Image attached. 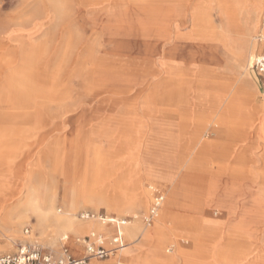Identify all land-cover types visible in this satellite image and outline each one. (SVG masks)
<instances>
[{"label": "rangeland", "instance_id": "1", "mask_svg": "<svg viewBox=\"0 0 264 264\" xmlns=\"http://www.w3.org/2000/svg\"><path fill=\"white\" fill-rule=\"evenodd\" d=\"M225 1L238 15L244 9L245 0ZM171 2L0 0V257L22 243L54 256L62 247L78 254L76 240L95 234L109 247L115 227L102 216L138 231L130 244L123 235L120 259L92 264H141L147 251L159 264H259L264 95L251 72L256 90L244 96L236 89L229 54L242 20L231 14L225 39L210 42L208 28L199 38L191 37L190 24L168 28L189 10ZM208 2L204 8H214ZM255 26L248 62L264 52L258 41L263 23ZM160 27L168 41L159 40ZM19 93L25 99L18 100ZM219 117L224 125L200 151L199 127ZM139 188L146 205L116 207L136 200ZM157 194L162 203L146 223ZM33 199L50 208L48 223L39 224L32 213L16 226L4 223L18 200ZM166 200L172 207L161 208ZM84 213L95 217L82 219ZM56 217L80 231L63 236L48 226ZM158 228L159 238L142 243V235L151 238ZM242 245L245 255L238 253Z\"/></svg>", "mask_w": 264, "mask_h": 264}, {"label": "bare ground", "instance_id": "2", "mask_svg": "<svg viewBox=\"0 0 264 264\" xmlns=\"http://www.w3.org/2000/svg\"><path fill=\"white\" fill-rule=\"evenodd\" d=\"M208 1L209 0H172V2H171L172 4L175 2V3H177L176 5H186L187 8L189 6V8H188L189 10H188V15L181 17L178 20L179 21L178 23L175 22L174 24H171L170 27H168V28L175 31V29H177L181 26H184L185 24H188V25L190 24V27H191L190 29H192L190 32L191 37H195V38H199L202 35L204 36V34H203L204 28L205 29L208 28L210 31V33H209L210 35L207 36V37H210V38H208L209 41L210 42L211 41L222 42L225 39L224 34H223L224 33L223 32V26L226 25L227 18L231 14H233L235 16L234 18H237L238 21H239V19H240V21L242 20L241 26L243 29L239 33L240 36L236 39L235 52H234V54L230 53L229 58L232 59V65L231 66L234 69V73H235L234 75H236V78H235V81L237 82V83H235L236 87H237L236 89L239 93H242V95L248 96L249 92H251L252 90H254V91L256 90V86L254 84V81H252V76L250 74L252 63L250 60L248 62V59H250V53H252V51L255 49V45H252V43L249 41L248 38H249V35L251 34L252 31L257 30L256 29L257 25L255 26V23L260 21L261 23H263V28H264V17H263V21H261L262 16L264 14V12H263L264 9H262L263 5H264V0H245L243 2L244 9L241 12L242 15H241V13H239V15H238L237 10H235V7L233 6V8H232L231 5L228 6L229 3L226 2L225 0H210L209 2ZM163 2L164 1L161 2L162 5H163ZM207 2H208V4H210L211 2L215 3L214 8L208 7V9H205L204 6ZM237 3H238V1L236 2V4ZM227 7H228V10H227ZM212 10L218 12L217 14H219V16H220V19L222 21L221 22L222 25L220 24L218 26L217 24L214 23L213 16H212ZM229 12H231V13H229ZM159 30H160V35L158 37L159 40L160 41H166V40L168 41V38H167L168 34H169L168 30L167 29L165 30V28H161V27ZM262 34L264 37V29H263ZM164 45H166V43ZM1 48H2L1 50H3L5 53H8L9 46L7 47L4 45V47L2 46ZM245 60H246V70H243L245 68H244L242 62ZM8 61H11V60H8ZM165 70H166V67H165ZM257 81L260 84L261 93H262V95H264V90L262 88V85H261L259 80H257ZM216 84H218V82H216ZM226 87L227 88H225V87H223V88L227 92L229 89V86H226ZM81 91H82V89H81ZM80 95H81V93H80ZM22 99H25V97L22 93H19L18 94V100H22ZM249 113H252V112H249ZM231 114L233 115V117H236L238 119H245L246 118V117L241 116L240 114L235 115V113H233V112H231ZM222 118H224V117H222ZM222 118L219 117V118H216L214 120V122L211 121L213 123L205 129H202L201 127H199L197 134H196V136H198V138H196L197 142L195 143V147H196V145H198V147L200 148L199 149L200 151H205L207 149V147L211 146V143L206 142L207 141L206 137L209 138L208 135L214 136L217 134V132L220 130V126L224 125V123H225V122H222L223 121ZM238 119H236V120H238ZM248 119H250V118L248 117ZM197 120L202 122L200 124H203L205 122V121H203L204 119L201 117L200 118L198 117ZM245 120H244V122H245ZM209 121H210V119L206 120V122L211 123ZM231 123H234L233 120ZM54 160H55V157H54ZM53 165H55V163H53ZM167 183H168V181H167ZM141 188H139L137 190L138 192H137L136 200L130 201L129 203L128 202L127 203H123V202L118 203L116 205V207L118 209H126L127 207H131L134 205H138L140 207L146 205V199H147L146 192H143ZM163 204H162L161 208L162 207L165 208L167 206L166 209H168V205H170V207H172L170 200L164 201ZM231 206H233V205L231 204ZM13 207H14L13 211L16 212L14 214V216L11 215L12 217H9V218L7 217L8 219H6V218H5V220L2 219L4 221V223H9L11 227L15 225L14 224L15 221L17 223H20V221L30 213H32L36 216L37 220L39 221V224H41V225H43V224L45 225V223H48L49 220L51 219L50 208L49 207L46 208L43 206L41 207L40 205H37L35 199L28 200L25 203H22L21 200H18L14 204ZM161 213H162V217L165 214L168 215L165 210H162ZM160 215L161 214H159L158 219H159ZM109 221L115 222L114 219H109ZM116 222H118V221H116ZM129 223H127L125 228L119 229V232H120V234L125 236L126 241H129V244H130L131 241H135V239H133V238L136 235L138 229L134 224H129ZM48 226L49 227L53 226L52 229H54V230L58 229L62 233V235L66 236V237H67L66 234H74L78 230L80 231V229H78L75 225H73V223L71 221H69L66 218L63 219L60 217H56V219H54L53 223L49 224ZM160 232H161V229L158 228V231L155 234H153L151 236V238H150V235H147V234L145 236L142 235L141 236L142 237V243H145V241H149L150 239H153L154 237L159 238L161 236ZM157 234H160V235H157ZM238 235L239 234H237V235L235 234L236 237H238ZM240 236L242 237V235H240ZM239 248H240V250L238 253H240L242 255L247 254V252H248L247 246L242 245V247H239ZM238 249H237V251H238ZM260 253L261 254L259 255V258H258L259 262L258 263L264 264V253H262V252H260ZM244 261H247V259L243 260V262ZM138 262L141 264H147V263L159 264V262H157L156 256L151 251H147L145 254L143 253L142 256H140V259ZM160 264H166V260L163 263L160 262Z\"/></svg>", "mask_w": 264, "mask_h": 264}, {"label": "built area", "instance_id": "3", "mask_svg": "<svg viewBox=\"0 0 264 264\" xmlns=\"http://www.w3.org/2000/svg\"><path fill=\"white\" fill-rule=\"evenodd\" d=\"M258 41L264 42L261 38H259ZM251 63V69L254 70L264 90V54L257 56ZM162 199L163 196L156 195L150 213L144 220L146 223H149L157 215ZM91 217L88 214H83L81 216L82 219H89ZM123 223L124 222H120V224ZM118 224L119 222L116 223V225ZM28 232L29 230H25V234H28ZM83 243L85 245L86 255L81 259H73L67 247H62L60 254L54 256L45 252L40 247L29 243H22L17 247L16 252L1 256L0 264H88L89 261L93 259H104L108 257L109 252L102 249V241L99 239H96L95 243L92 244L87 243L86 240ZM113 243L117 245L118 249L123 248L120 235L113 239Z\"/></svg>", "mask_w": 264, "mask_h": 264}, {"label": "crops", "instance_id": "4", "mask_svg": "<svg viewBox=\"0 0 264 264\" xmlns=\"http://www.w3.org/2000/svg\"><path fill=\"white\" fill-rule=\"evenodd\" d=\"M262 39H263V37H262ZM260 44H263L264 45V42H260ZM264 52H262L260 55H262ZM259 55V56H260ZM160 195V194H159ZM84 214H88V215H90V216H93V217H91V218H94L95 216L93 215V214H90V213H84ZM91 218H89V219H87V220H91ZM109 219H114V218H109ZM109 219H106V217H102V216H99V220H101V222L104 224L105 222L106 223H110V224H113V226L115 227L114 229H115V234H114V236L112 237V239L110 240V243H109V247H105V245H103L104 244V240H102V238L100 237V236H98V235H94V236H92V237H90V236H85L83 239H82V241H80V240H76V243H74L76 246H78V254L77 253H75V251H71V249L70 250H68L69 251V253H70V255L72 256V258L73 259H80V258H78L81 254H82V251H83V254L81 255L82 256V258L86 255V251H85V245H84V241L86 240L87 241V243H90V244H92V243H95V240L96 239H99L100 241H102V243H101V247H102V249H104L105 251H108L109 252V255H108V257H106V258H104V259H93V260H98V261H102V260H107V259H110V257H116L117 256V258H116V260H118V259H120V256H118V252L120 251V250H122L125 246L123 245V235L122 234H120V232H119V229H122L123 228V226L124 225H126V222L125 221H119V224L118 225H116V223H113V222H111V221H109ZM120 222H124L123 224H120ZM25 230H27V229H25ZM118 235H120V237H121V243H122V245H123V248L122 249H118L117 248V245H115L114 243H113V239L114 238H116ZM91 239H93V241L94 242H92V240ZM63 240H66V238H64ZM91 241V242H90ZM66 246V245H65ZM70 247V246H69ZM68 249V248H67ZM9 254H11V253H9ZM4 255V254H3ZM93 260H91V261H93ZM91 261H89V263L88 264H92L91 263ZM117 264H125V263H120V262H118Z\"/></svg>", "mask_w": 264, "mask_h": 264}, {"label": "water", "instance_id": "5", "mask_svg": "<svg viewBox=\"0 0 264 264\" xmlns=\"http://www.w3.org/2000/svg\"><path fill=\"white\" fill-rule=\"evenodd\" d=\"M251 73L254 75V70L251 69ZM255 77V76H254ZM256 80V78H255ZM257 81V80H256ZM258 82V81H257ZM258 85H259V82H258Z\"/></svg>", "mask_w": 264, "mask_h": 264}]
</instances>
